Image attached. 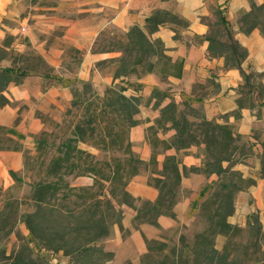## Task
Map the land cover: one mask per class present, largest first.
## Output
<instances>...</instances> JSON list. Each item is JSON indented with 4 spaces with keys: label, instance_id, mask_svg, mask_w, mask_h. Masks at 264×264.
<instances>
[{
    "label": "trees",
    "instance_id": "trees-1",
    "mask_svg": "<svg viewBox=\"0 0 264 264\" xmlns=\"http://www.w3.org/2000/svg\"><path fill=\"white\" fill-rule=\"evenodd\" d=\"M220 7L217 6L215 21L206 20L209 29L204 36L208 41V53L222 56L224 67L238 68L244 84H250V71L246 72L242 67L248 49L234 36L232 24ZM165 21L187 24V20L179 14L155 8L145 17L144 27L134 23L111 37L105 36L104 32L102 42L96 46L97 40L94 41L92 51L119 53L98 59L95 63H113L112 79L119 78L120 85H108L100 94L91 79L74 77L70 85L71 98L64 112L71 118L66 124L67 132L63 130L66 134L59 141L51 142L47 137L51 132L48 128L42 129L34 135L35 153L31 154L8 134L6 126L0 124V149H20L24 155L23 168L9 170L13 184L7 188L0 186V264H54L46 255L36 251L34 245L53 251L61 249L69 257V264H108L114 252L99 241L110 234L114 223L124 229L121 205L134 208L132 224L135 227L141 222H148L161 229L157 217L165 214L176 218L173 207L181 196V177L190 171L206 176L215 174L209 184H205L203 198L195 201L198 213L205 218V226L195 231L191 239L181 233L178 240L171 243L142 234L146 249L140 254L138 262L127 258L120 264L236 263L226 242L218 248L215 238L217 234L227 236L241 228L229 221L228 216L235 210L236 192L252 184L254 179L244 176L233 166L239 162L236 155L246 147L250 148L251 143L243 139L232 123L207 118L203 110H198L190 100L181 98L178 101L172 94L158 88L152 89L147 103L152 100V106L158 107L159 113L154 122L159 128L152 125L147 129L174 130L169 138L161 139L163 158L158 160L159 152L153 147L147 160L141 158L129 138L130 128L140 121L137 117L140 95L126 93L125 77L151 71H157L161 76L181 72L182 62L171 61L163 40L149 34ZM237 21L244 33L253 28L264 33V1L249 0V9L240 12ZM219 26L223 28L221 37L215 31L220 29ZM11 37L12 34L6 32L1 47L8 48ZM73 49L80 52L76 47ZM35 56L38 63L46 66L45 69L0 64V105L10 102L4 93L10 81L19 83L31 73L41 74L46 80L57 78L44 83L47 85L61 78L60 74H54V67L41 53ZM78 58L81 60V53ZM137 84L138 88L142 85ZM263 92L262 88L258 89L259 98ZM236 102L237 108L231 111L236 116L241 107L253 105L243 103L239 96ZM81 143L94 146L104 155L98 156ZM190 145L198 148L197 154L201 156L199 165L180 164L176 153L165 152L169 148L179 150ZM261 146L264 156V139ZM263 161L259 170L261 176H264ZM148 163L154 165L153 171L158 174L153 177V182H148L157 189L154 200L135 196L126 187L140 167ZM29 170L34 171L37 178L27 182V195L14 196L10 190L17 183H22L23 173ZM81 176L92 178V182L74 183ZM18 222L24 223L27 234L22 232ZM246 224L255 236H260L262 224L256 211L246 214ZM11 233L15 234L16 243L7 252L4 243ZM253 243L258 242L255 240ZM258 261L261 260L256 259L254 263Z\"/></svg>",
    "mask_w": 264,
    "mask_h": 264
},
{
    "label": "crops",
    "instance_id": "crops-1",
    "mask_svg": "<svg viewBox=\"0 0 264 264\" xmlns=\"http://www.w3.org/2000/svg\"><path fill=\"white\" fill-rule=\"evenodd\" d=\"M255 1L262 2L264 0ZM15 2L16 0H0V39H2L6 32L12 35H16L17 33L14 31L13 25L8 23L9 20L15 19L13 12ZM218 5L221 6L220 9L232 24L234 36L248 49V55L242 61L243 69L246 72H249V70L262 72L261 81L264 88V33L260 32L258 28H253L250 32L244 33L240 31L237 23H234L240 12L249 9V0H57L55 5H44L42 7L55 9L53 20L56 23L64 24V31L60 34V37L62 36L64 41L71 42L70 38L78 31L83 35L88 34L92 38L85 48L89 52L85 53L86 51H84L85 55L81 61L82 67L83 64L84 66L86 65L85 61H88L87 54H90L88 57L91 59V62L102 57L103 55L100 56L99 54L103 52L91 51V45L102 24L93 27L92 31H90L86 29V25L82 26L80 24L82 23L81 15L99 13L102 9L111 8L114 15L110 21L118 25L120 29L127 30L134 23L144 27L145 17L151 14L155 8L167 9L179 14L187 20V24L180 25L172 21H165L149 34L152 37H160L163 40L166 47L165 52L171 61L182 62L181 72L180 74L169 72L165 76H161L157 71H151L139 76L136 75V83H141L142 85L137 90H134L135 87H131L130 90V87L127 85L126 93L140 95L137 117H156L158 115V107L152 106V100L147 103L152 89L158 88L172 94L177 100L185 98L190 100L194 106L200 105L207 118L221 121L220 119L223 117L220 114L227 113L224 121L232 123L243 139L260 138L262 140L264 139V104L258 105V102L264 101V92L260 98L254 95L252 107H241L237 116L231 113L232 110L237 108L236 98L240 94L235 87L242 83L243 76L238 68L224 67L222 56H214L208 53V41L204 36L209 29L206 18L211 15L212 9L217 8ZM101 18L103 17H99V23L102 21ZM107 22L105 20L104 25ZM27 37L33 43L37 41L34 39L35 35L27 34ZM73 42L77 43L76 40H73ZM44 44L45 42L39 39L36 43L37 51L54 67V71L58 72L57 68L60 64V58L53 54L55 51H61L62 48L58 43H50L46 46ZM106 53L104 52V57L107 56ZM2 65L8 64L3 63ZM88 74V72H82L79 75L80 78L85 79L88 78ZM208 78H214L217 82V89L207 94L197 92L194 89L195 83L204 82ZM44 83V76L37 73L26 75L19 83L10 81L4 90L10 102L0 105V124L6 126L8 134L30 151L35 146L34 135L46 128L43 118L46 115V109L54 106L60 107L61 104L68 105L71 98L70 89L66 84L64 85L60 81L48 85ZM166 101L167 99L161 104H164ZM139 122L130 128L129 138L134 150L141 158L147 160L151 154L149 143L144 142L143 146L136 147L132 141L133 134L137 131H140L143 136L146 135V128H140L142 126L139 125ZM32 133L33 135H31ZM179 150H186L180 158V164L183 163L189 166L201 163V156L195 152L193 145ZM179 150L169 148L165 152L176 153ZM163 155L164 153H161V156H158V160H161ZM23 163L24 155L22 150L0 149L1 187L7 188L13 184L14 180L9 170H21ZM213 175L206 176L201 172L190 171L187 174H182L180 185L181 187L189 188L192 192L195 191V195L197 196L195 199L200 200L204 196V186L207 183V179L212 178ZM82 178L87 179L90 177L81 176L75 180L81 182L80 179ZM85 181H87L86 183L89 182V180ZM126 187L133 195L150 200H154L158 193L154 186L148 183L145 184L144 182H138L132 188L130 181H128ZM194 197L183 196L174 204L173 209L176 217L180 212L179 205H183L185 211L189 213L190 202ZM121 208L123 210L121 223L124 229L128 232L130 231L126 237L135 235L137 232L147 237H156L157 231L160 230L157 226L148 222H141L135 227L132 224V218L135 213L134 208L126 204H122ZM249 211L247 209L245 212V219ZM157 220L160 226L165 228L171 225L173 218L165 214H159ZM228 220L234 222L232 214L228 216ZM240 224L242 225V222ZM116 227L120 230L118 224L114 223L112 231L115 233ZM262 229H264L263 223ZM217 237L218 234L215 238V245L220 248L216 243ZM121 248H124V245ZM121 248L114 247L107 249L112 250L114 256H118ZM145 249L146 245L144 242V246L139 253L141 254ZM129 259L133 261L135 258L129 256Z\"/></svg>",
    "mask_w": 264,
    "mask_h": 264
},
{
    "label": "rangeland",
    "instance_id": "rangeland-1",
    "mask_svg": "<svg viewBox=\"0 0 264 264\" xmlns=\"http://www.w3.org/2000/svg\"><path fill=\"white\" fill-rule=\"evenodd\" d=\"M56 3L57 0H16L13 8L15 19L9 20V22L8 20L6 21L13 25L14 31L17 33L16 35H12L13 37H11L8 48L1 47L3 45L2 41L5 35L2 37V39H0V64L6 63L8 65H15L20 67L29 65L34 66L39 70L45 69L46 66L40 64V62L38 63V59L35 56L36 53H39L36 48V43L39 39H42L45 42V46L49 45L50 43H58V45L62 48L61 51H55V53L53 54L60 58V64L57 68L59 73L55 72V69L53 70V72H55L54 74L61 75V78L57 81H60V83L64 85L66 84L69 89L70 85H72V83L74 82V77H80L79 74L82 72L89 73L88 78L92 80L94 88L100 94L104 92L105 87L108 85H120L119 78L115 80L112 79L111 71L113 68V63L107 62L105 64L103 63L100 65H96V60H92L90 62L91 59L88 57L90 56V54H87L88 61H85L86 65L84 66L83 64L82 67L81 61L85 53L89 52L85 50V48L92 38H90L88 34L83 35L78 31L75 35H73V37L70 38L71 42L64 41L62 39V36L60 37V34L64 31V24L56 23L53 20L55 9L42 7L44 5L52 6ZM216 10L217 8L212 9L211 15L207 16L206 18L208 19V21L213 22L217 19ZM113 15L114 12L111 8L102 9L99 13H86L81 15L82 23L80 24L82 26L86 25V29L90 31H92L93 27H97L98 25L102 24L101 28L97 32L98 34L96 35L95 39L93 38L94 41L97 40V42L94 44V41L92 40V45L94 44L96 46L100 42H102L101 37H104V32L105 36L111 37L115 34H119V32L121 31H124L120 29V27L114 22L110 21ZM99 17H103L101 18V23H99ZM105 20L108 22L104 25ZM234 23H237V25L239 26L237 20L234 21ZM219 27L220 29L215 31L217 32V35L221 37L220 34H223V28L221 26ZM27 34H32V36L35 35L34 39L37 41H35L34 43L31 42L28 39ZM223 37L224 36H222V38ZM73 40H76L77 43H74ZM75 47L78 48L80 52L75 51L73 49ZM84 51L86 52L84 53ZM97 52H103L99 54L100 56L103 55L99 59L104 58V52H107L106 57L119 54L115 51ZM80 53L82 54L81 60H79L78 58L80 56ZM249 71L251 74L249 81L250 84H244L243 79V83H241L242 85L240 86L239 84L235 87L236 90L240 92L239 97L242 98V102L245 104L253 103L252 98L254 95L258 97L257 91L259 88H262V90H264L261 81L262 72H253L252 70ZM125 78L126 79H124L123 83L127 84L128 87H130V90L131 87H135L134 90L138 89V84L135 81V74H128ZM55 79L57 78L51 77L48 80L55 81ZM48 80L45 79V82H47ZM194 89L201 94H207L208 92H213L217 89V82L214 80V78H208L204 82L195 83ZM262 94L263 93L260 94V97H262ZM262 102L264 101H259L258 105H263ZM61 106L63 107L61 108ZM61 106H54L52 108L46 109V115L43 116L45 119L46 128H48L47 130L51 132L47 135L48 139L51 142L59 141L61 136L66 134L65 132H63V130L65 131L66 129L67 132L68 129L66 128V124L71 116L64 113L68 105L61 104ZM196 108L202 112V107L200 105L196 106ZM220 116L223 118H221V121L218 122H225L224 119L227 117V113L220 114ZM154 119L155 117L148 116L139 118V125L142 126L140 128H146V135L143 136L140 131H137L133 134L132 141L136 147L143 146L144 142H147V144L149 143L148 145L150 147H153L155 151L159 152L157 153V156H161L163 150V143L161 139L169 138L174 130L168 129L163 131L162 129H158L156 131L154 129H147L151 128L150 126L152 125L155 126L154 128H159L156 126ZM150 121H152V123H150ZM31 135H33V133ZM262 140H260V138L247 139L246 141L251 143L250 148L246 147L243 152L236 155L239 162H237L233 166L234 168L239 169L244 176H250L254 179V182L252 184H249L243 189L237 191L234 197L235 210L232 213V220L234 221L233 223L239 224L241 228L231 232L227 236L224 234H218V240H216V243L220 248L222 246L221 244L226 242L227 248L230 251V256L233 257L236 261L235 264H253L256 259L264 260V229H262V233L260 234V236H255L253 234L252 228H250V226L246 224L245 219V212L247 211V209L250 210L249 212L256 211L259 215L260 221H263H261V224L263 223L264 225V176H261L259 173L262 159H264L261 146ZM81 146L87 147L98 156L104 155L102 151L98 150L94 146L86 145L83 143H81ZM193 149L195 150V152L198 151L196 145H193ZM184 151L186 150H179L176 152V155L179 159L183 155ZM34 153V149L31 150V154ZM153 170L154 165L151 163L142 165L139 172L130 178V186H132L133 188V186L138 182H144L145 184L148 182H153V177L158 175ZM214 177L215 174L212 178ZM32 178H37V174L32 170L26 171L25 173H23L22 183H17L15 187L10 191L14 196L18 197L27 195L29 191V185L27 182ZM212 178L207 179L206 182L209 184ZM80 180L81 182L74 180V183H86L87 181L85 180H89V182H92V178H82ZM179 192L181 194L180 198H182L183 196L186 197L187 195L195 197L190 202L189 213L185 211L183 205H179V215L175 219L173 218L171 225L165 228L161 227V229L157 231L155 238L165 240L169 243L178 240L179 234L181 233L184 234L187 239H191L193 233L197 230L202 229L206 224L205 218L198 213L199 209H197V204L195 202V198H197V196L195 195V191L192 192L187 187H180ZM136 203L140 204L141 201H136ZM241 222L242 225L240 224ZM18 225L21 228L22 232L24 234H27V229L24 223L18 222ZM116 228V233L111 229L110 234L99 241L100 244L105 248L110 249L114 247L121 248V246L124 245V248H121L119 250V255L113 256V258L110 259L107 263L120 264L126 258H129V256L135 258L133 260L134 262H138L140 257L139 252L144 246V240L141 233L137 232L135 235L126 237V235L130 231L128 232L126 229L119 230L118 227ZM255 240H257L258 242L257 244L253 243ZM14 243H16V236L14 233H11L8 241L4 243L7 252L11 250V248L14 246ZM34 248L36 251L46 255L54 264H69V257L65 255L61 249L53 251L42 248L38 245H34Z\"/></svg>",
    "mask_w": 264,
    "mask_h": 264
},
{
    "label": "water",
    "instance_id": "water-1",
    "mask_svg": "<svg viewBox=\"0 0 264 264\" xmlns=\"http://www.w3.org/2000/svg\"><path fill=\"white\" fill-rule=\"evenodd\" d=\"M254 264H264V260L258 261V262L254 263Z\"/></svg>",
    "mask_w": 264,
    "mask_h": 264
}]
</instances>
